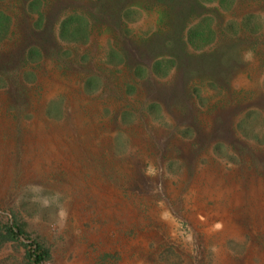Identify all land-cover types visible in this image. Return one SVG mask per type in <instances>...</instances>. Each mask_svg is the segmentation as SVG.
Masks as SVG:
<instances>
[{"label": "rangeland", "instance_id": "1", "mask_svg": "<svg viewBox=\"0 0 264 264\" xmlns=\"http://www.w3.org/2000/svg\"><path fill=\"white\" fill-rule=\"evenodd\" d=\"M262 195L264 0H0V264H264Z\"/></svg>", "mask_w": 264, "mask_h": 264}, {"label": "bare ground", "instance_id": "2", "mask_svg": "<svg viewBox=\"0 0 264 264\" xmlns=\"http://www.w3.org/2000/svg\"><path fill=\"white\" fill-rule=\"evenodd\" d=\"M224 120L226 121V119L228 120V115H224ZM36 130V129H35ZM51 133V132H50ZM46 134V133H45ZM36 136V135H35ZM43 138H48L51 139V135H44L42 134ZM164 136L160 133L159 135H155L156 141L158 145H165V141H164ZM59 138V137H58ZM61 138V137H60ZM63 140V139H62ZM31 141V140H30ZM55 142V141H54ZM29 143V142H28ZM53 143V142H52ZM32 144V143H31ZM35 144V143H34ZM35 146V145H34ZM57 148V146H55ZM186 152V151H185ZM62 153V152H61ZM185 156L188 157V153L185 154ZM209 169V168H208ZM223 176V174H222ZM233 177V176H232ZM231 178V177H230ZM224 181V180H223ZM230 183V182H229ZM237 183V182H236ZM193 187L195 189H197V191H199V193H201V196L203 197H207L208 199H213L215 197L216 201L215 202H219L222 201V198L227 199L228 201L221 205L220 208H218L219 210L218 212V216L220 217V219L222 221V225L224 227V229L221 230V234L223 236H225L228 232V234H233V228L229 225L228 221L226 220L228 218L229 214V208H232V202L234 204H236V207L238 204H241V202H238V198L236 197H231V201H229V196H232L229 192L230 190L228 189L227 185H221L220 181L213 177L211 175V173L209 172V170L204 169L202 170L198 177L195 179V182H193ZM232 186V185H231ZM246 186V185H245ZM140 187L142 189V191H144L145 193L151 194V193H160L161 192V188L162 187V182L157 181L153 182V183H149L146 180L140 181ZM253 187V186H252ZM238 188V187H237ZM108 191V190H107ZM232 191V190H231ZM257 192V191H256ZM259 192V191H258ZM245 194V193H244ZM255 194V193H254ZM252 195V194H251ZM249 196V195H248ZM264 196V195H262ZM261 196V197H262ZM238 197V196H237ZM260 197V198H261ZM242 198V197H241ZM252 198V197H251ZM264 199V198H263ZM260 201V200H258ZM244 202V201H243ZM256 203V202H255ZM263 203V202H262ZM244 204V203H243ZM254 205V204H253ZM257 205V204H256ZM259 205V204H258ZM264 206V205H263ZM219 207V206H218ZM234 207V205H233ZM242 208V207H240ZM261 208V207H260ZM237 209V208H236ZM249 209V208H248ZM252 209V208H250ZM262 209V208H261ZM233 210V209H232ZM238 210V209H237ZM257 210V209H256ZM263 210V209H262ZM236 211V210H235ZM240 211V210H239ZM243 213V212H242ZM253 213V212H252ZM260 213V212H259ZM255 215V214H254ZM237 216V214H236ZM239 216V215H238ZM256 216V215H255ZM263 216V215H262ZM235 217V216H234ZM210 216L208 214L207 211H205L204 209H202L201 211H199V213L197 214V221L202 222L203 224L208 222ZM217 221V220H216ZM244 221V220H243ZM242 222V221H241ZM257 222V221H256ZM243 223V222H242ZM238 229V228H237ZM211 232V231H210ZM213 233V231H212ZM225 238H222L221 240H223ZM222 243V242H221ZM222 250V249H221ZM220 250V251H221ZM223 251V250H222ZM221 251V252H222ZM226 256V255H225ZM223 260V259H222ZM230 260V259H229ZM229 262V261H228ZM228 262L223 261L222 264H228Z\"/></svg>", "mask_w": 264, "mask_h": 264}, {"label": "trees", "instance_id": "3", "mask_svg": "<svg viewBox=\"0 0 264 264\" xmlns=\"http://www.w3.org/2000/svg\"><path fill=\"white\" fill-rule=\"evenodd\" d=\"M21 236L25 237L26 234L22 227L16 224L0 227V248L6 243L17 241ZM27 247H29V250L27 251L26 260L29 264H43L50 259L48 250L41 244L32 243Z\"/></svg>", "mask_w": 264, "mask_h": 264}]
</instances>
